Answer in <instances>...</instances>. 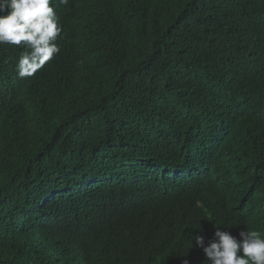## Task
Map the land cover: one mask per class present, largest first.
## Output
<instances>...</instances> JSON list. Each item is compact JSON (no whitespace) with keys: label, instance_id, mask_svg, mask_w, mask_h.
Returning a JSON list of instances; mask_svg holds the SVG:
<instances>
[{"label":"trees","instance_id":"1","mask_svg":"<svg viewBox=\"0 0 264 264\" xmlns=\"http://www.w3.org/2000/svg\"><path fill=\"white\" fill-rule=\"evenodd\" d=\"M55 11L34 76L0 45V264H207L192 235L264 236V0Z\"/></svg>","mask_w":264,"mask_h":264},{"label":"clouds","instance_id":"2","mask_svg":"<svg viewBox=\"0 0 264 264\" xmlns=\"http://www.w3.org/2000/svg\"><path fill=\"white\" fill-rule=\"evenodd\" d=\"M69 0H59L67 5ZM63 26L55 0H0V45L24 49L16 63L20 78L32 77L60 52L56 43ZM207 264H264V236L257 230H241L239 236L215 228L211 239L192 235ZM204 261V262H205ZM184 264H188L185 260Z\"/></svg>","mask_w":264,"mask_h":264}]
</instances>
